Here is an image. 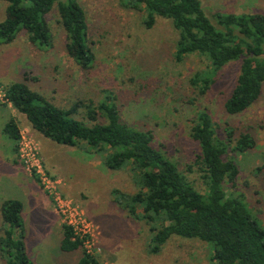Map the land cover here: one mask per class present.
I'll return each instance as SVG.
<instances>
[{"label": "rangeland", "instance_id": "1", "mask_svg": "<svg viewBox=\"0 0 264 264\" xmlns=\"http://www.w3.org/2000/svg\"><path fill=\"white\" fill-rule=\"evenodd\" d=\"M78 2L85 13L87 45L94 55L92 67L82 72L65 53L64 33L57 23L55 10H51L46 15L52 36L48 50L32 47L24 31H19L12 41L0 44V120L6 116V108L12 110L1 98L4 86L25 72L38 79L31 84L33 90L62 108L70 107L76 100L96 102L102 90H109L116 97L121 118L131 126L149 130L152 146L174 162L196 190L204 193L205 186L192 166L199 149L189 135V126L194 112L205 109L217 139L227 142L228 128L233 130V138L248 131L255 139L254 146L240 154L230 149L232 142L227 146L226 156L234 159L237 174L234 185L227 184L226 191L242 195L246 207L264 231V82L258 98L250 106L229 115L223 103L234 85L238 61L224 65L206 92L198 94L189 78L195 72L206 71L208 60L196 53L180 61L173 59L177 31L168 19L156 16L152 26L146 28L141 22L143 12L120 0ZM199 2L209 15L215 11L235 14L257 11L264 15V0ZM5 5L0 1V20ZM18 115L23 117L18 120L20 132L36 144L41 168L48 177L57 180L54 186L60 197L76 205L93 225L90 250L100 264L213 263L210 245L196 238L171 235L158 252H148L150 224L141 218L140 207H136L138 216L132 217L126 208L113 201L111 194L112 189L128 196L136 192L129 165L110 170L103 165L102 154L95 153L93 148L83 144L66 146L42 138L22 114ZM74 116L85 121L80 108ZM12 146V140L1 133L0 195L28 202L34 200L22 215L26 252L36 260H32L35 264H76L81 249L69 253L59 250L61 221L53 210L51 195L33 174L23 170L17 149L13 152ZM34 184L44 195L34 191ZM29 247L35 249L31 251ZM0 264H5L2 255Z\"/></svg>", "mask_w": 264, "mask_h": 264}, {"label": "trees", "instance_id": "2", "mask_svg": "<svg viewBox=\"0 0 264 264\" xmlns=\"http://www.w3.org/2000/svg\"><path fill=\"white\" fill-rule=\"evenodd\" d=\"M6 5L0 20V44L12 41L24 31L29 44L37 50H48L52 36L46 15L55 10L57 23L64 33L65 53L82 72L93 65L94 55L87 45L85 13L78 0H0ZM124 5L142 11L141 22L149 28L155 17L166 18L177 31L173 59L182 60L196 53L208 60V69L189 78L198 94H204L215 75L229 62L238 61V73L223 108L229 115L244 111L259 96L264 82V15L260 12H205L199 0H120ZM38 82L25 72L21 78L4 86L3 96L30 127L53 142L66 146L79 144L102 154L103 165L120 170L129 165L136 192L129 196L112 189L113 201L150 224L148 252L156 253L171 235L196 238L211 247L212 264H264V231L251 214L241 194L226 191L234 185L237 166L226 156V148L234 153L251 149L255 139L248 131L233 138L227 129V142L217 139L209 113L194 112L189 135L199 152L192 166L205 186L200 193L177 169L174 162L151 144L149 130L126 123L120 116L115 95L102 90L96 102L76 100L68 108L54 104L31 88ZM6 105V104H5ZM78 108L84 120L76 118ZM1 132L12 140L16 152L19 129L16 120L8 117ZM232 137V138H231ZM190 168V166H189ZM36 179V177H35ZM122 207V208H123ZM22 204L18 199L0 202V255L5 264H34L26 255L23 237ZM158 224V225H155ZM58 248L69 253L81 249L65 224L60 225ZM76 264H100L81 249Z\"/></svg>", "mask_w": 264, "mask_h": 264}, {"label": "built area", "instance_id": "3", "mask_svg": "<svg viewBox=\"0 0 264 264\" xmlns=\"http://www.w3.org/2000/svg\"><path fill=\"white\" fill-rule=\"evenodd\" d=\"M1 98L5 101L3 93ZM17 144L16 155L23 170L28 174H33L38 179L43 190L51 195L53 210L60 218L61 224L69 226L73 238L77 237L80 240L81 249L92 255L90 248L93 242L94 227L91 222L70 200L60 197L56 186H54L57 180L48 177L41 168L37 157L36 144L31 139L25 138L21 132H19Z\"/></svg>", "mask_w": 264, "mask_h": 264}, {"label": "crops", "instance_id": "4", "mask_svg": "<svg viewBox=\"0 0 264 264\" xmlns=\"http://www.w3.org/2000/svg\"><path fill=\"white\" fill-rule=\"evenodd\" d=\"M1 106V105H0ZM2 106H4L5 108H6V105H2ZM3 107V108H4ZM4 108V109H5ZM6 110V116L4 117V118H2L1 120H0V123H2L1 124V126H0V135H1V127H2V125H3V123L4 122H1V121H5L8 117H13L15 120H16V122H17V125H18V120L20 119V118H23V117H19V115L18 114H20V113H18V112H16L13 108H12V110H8L7 108L5 109ZM21 115V114H20ZM25 118V117H24ZM26 119V118H25ZM27 123H28V125L30 126V124H29V122L27 121ZM18 129H19V126H18ZM34 130V129H33ZM35 131V130H34ZM19 132H20V130H19ZM36 132V134L38 133V134H40L39 132H37V131H35ZM3 134V133H2ZM40 136H42V138L44 137L42 134H40ZM46 138V137H45ZM13 150V149H12ZM13 152H15V151H13ZM51 172V171H50ZM55 172H57V171H55ZM51 174V173H50ZM53 174V173H52ZM55 175V174H54ZM29 180V179H28ZM31 180H29L28 182H30ZM27 186V184H24V187H26ZM33 188H34V191H37V193H41V194H43L42 192H41V189L39 188V187H37V185H33L32 186ZM26 189V188H25ZM28 190H30V189H26V192H29ZM44 195V194H43ZM5 198H12V197H7V196H4L3 194L2 195H0V202L3 200V199H5ZM21 198V197H20ZM15 199H17V198H15ZM20 202H21V204H22V208H21V217H22V215H23V212L27 209H29V207L30 206H32L33 205V203H34V200H31L30 202H28L27 200L26 201H24L23 200V198H21V200L20 199H18ZM47 200V199H46ZM47 202H48V200H47ZM48 205H49V209H50V212H51V207H50V204L48 203ZM61 234V233H60ZM24 238V237H23ZM59 239H60V237L58 238V243H59ZM25 247V246H24ZM29 249L31 250V248L29 247ZM33 249H35V247H33ZM32 249V250H33ZM31 250V251H32ZM27 250L25 249V252H26ZM27 253V255L30 253L29 251L28 252H26ZM29 256V255H28ZM29 258L31 259V261L33 260V261H36V260H34L33 258H31V256H29ZM34 264H35V262H33Z\"/></svg>", "mask_w": 264, "mask_h": 264}]
</instances>
